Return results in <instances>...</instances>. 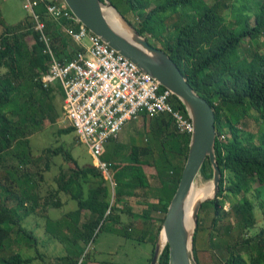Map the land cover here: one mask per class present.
Segmentation results:
<instances>
[{"label":"trees","instance_id":"obj_1","mask_svg":"<svg viewBox=\"0 0 264 264\" xmlns=\"http://www.w3.org/2000/svg\"><path fill=\"white\" fill-rule=\"evenodd\" d=\"M109 1L151 45L170 56L187 82L213 108L215 155L221 177L215 198L202 202L198 212L193 236L195 259L200 264L196 244L199 231L205 228L201 212L210 210L211 224L205 228L207 244H212L221 228L228 235L224 239L226 256L218 264H264V51L249 50L243 44L245 38L253 42L264 35V0H230L229 4L225 0ZM45 3L50 0L40 3L36 11L51 37L55 54L67 61L77 46L61 31L60 22L47 13ZM0 25V253L9 249L12 241L36 253L28 255L17 250L8 256L0 254V264H28L43 259L34 231L24 225L30 216L42 217L47 234L62 242L64 249L67 234L72 235L73 242L77 238L87 240L97 226L101 229L106 220L111 221L115 226L110 230L117 228L124 239L133 236L150 242L146 259L149 264L187 156L190 134L180 133L166 114H141L140 131L133 125L137 119L130 120V145H116L100 155L107 163L110 180L93 163L80 164L74 156L73 142L80 141L70 124L57 130L59 134L74 132L69 147L63 143L49 145L36 154L30 137L57 123L64 92L59 82L44 87L39 81L40 74L48 68L49 57L33 28L32 16L27 13L17 23L8 24L0 10ZM28 35L32 43L26 41ZM174 105L186 114L176 97ZM247 117L257 123L255 130L244 127ZM55 156H60L62 163L53 177L49 196L40 205L42 182ZM201 175L206 179L212 175L208 158L201 166ZM111 183L116 205L111 204L107 212ZM251 192L257 198L261 224H257L255 202L248 196ZM60 194L76 203L75 208L64 213L65 231L57 221L54 223L60 229H55L46 213L50 207L65 204ZM126 195L152 199L140 214V226L132 222L124 225L120 220L126 211L117 204ZM78 257L79 253H69L62 259L75 264ZM167 263L165 245L158 264Z\"/></svg>","mask_w":264,"mask_h":264},{"label":"built area","instance_id":"obj_2","mask_svg":"<svg viewBox=\"0 0 264 264\" xmlns=\"http://www.w3.org/2000/svg\"><path fill=\"white\" fill-rule=\"evenodd\" d=\"M43 1L23 0L22 5L32 16L33 28L49 57L48 68L39 81L44 87L59 82L64 92L62 114L105 178L110 180L107 163L100 159L104 144L141 114L169 115L180 133L192 132L191 119L174 105L175 95L170 89L78 22L64 0H50L45 3L47 13L60 22L61 31L77 46L72 58L60 60L36 11Z\"/></svg>","mask_w":264,"mask_h":264},{"label":"water","instance_id":"obj_3","mask_svg":"<svg viewBox=\"0 0 264 264\" xmlns=\"http://www.w3.org/2000/svg\"><path fill=\"white\" fill-rule=\"evenodd\" d=\"M64 2L78 22L98 35L110 47L135 62L160 85L170 89L191 119L193 130L189 137L187 156L175 192L167 205L149 264H158L165 245L168 247L167 264H198L193 253L198 212L202 202L215 198L221 177L215 155L216 129L213 108L187 82L170 56L163 49L151 45L146 36L140 34L109 0ZM108 9H112L114 19L108 17ZM206 158L212 168V192L194 202L188 218V197L194 188L196 177L201 175V166Z\"/></svg>","mask_w":264,"mask_h":264},{"label":"rangeland","instance_id":"obj_4","mask_svg":"<svg viewBox=\"0 0 264 264\" xmlns=\"http://www.w3.org/2000/svg\"><path fill=\"white\" fill-rule=\"evenodd\" d=\"M210 2L215 0H209ZM227 4L231 3L230 0H225ZM115 4L123 10L124 7L121 4L115 2ZM23 0H0V10L1 15L8 24H14L20 21L25 17L27 12L23 9ZM131 17V16H130ZM191 17V16H190ZM2 30V25H0V31ZM26 41L32 43V37L30 35L26 36ZM151 41V39H149ZM84 43H88L87 39H84ZM153 44H157L156 41H152ZM160 44V43H159ZM243 44L249 50L258 49L264 51V35H260L256 40L251 42L248 38L243 40ZM248 57L250 54L248 53ZM57 104L61 107V100L56 99ZM264 122V119H263ZM69 125L65 116L62 114L57 120V123L54 125L46 126L42 130L36 132L30 137V143L33 148V151L38 154L43 148L47 146H56L60 143L66 144L69 147L71 142L74 139V132L68 134H59L57 130L62 127ZM133 125L139 129H142L141 116L137 117V120ZM131 122H128L124 126V130L120 133V137L107 141L104 144V151L110 150L113 147L124 146L127 147L130 145L128 138L129 132L132 130ZM244 127L251 130L257 128V123L253 121L252 117H247L244 119ZM131 130V131H130ZM141 137V136H140ZM143 138V137H142ZM140 140V139H139ZM129 141V142H128ZM73 153L74 156L78 159L80 164L93 163V157L87 150V147L83 144L74 140L73 142ZM60 156H55L52 158L51 169L46 173L45 182H42L40 194L42 195L40 200V205L45 196H49V188L53 185V177L58 172V165L61 162ZM94 164V163H93ZM40 168L43 167V159L39 162ZM152 171V169H148ZM211 182V178H204L202 175H198L195 179L194 188H201L206 183ZM249 198L255 202L254 211L257 218V224H261V212L257 208L256 195L254 192L249 193ZM61 200L65 201L60 207H50L46 210L47 215H49L51 221L60 222V227L64 229V223L66 218L64 213L75 208L76 203L74 200L67 199L63 194H60ZM110 204L116 205L113 199V189L110 188L109 201ZM224 209L228 212V204H225ZM201 215L204 216V221L201 222V225L206 229L210 227L211 224V211L201 212ZM84 217L82 216V219ZM44 219L42 217L30 216L24 220V225L32 229L37 237L38 243L37 248L42 254L43 259L32 260L28 264H67L65 259H62V256L66 254H75L79 253V257L75 264H108L110 261H118L128 264H146V259L150 253V245L148 241L139 240L136 237H129L124 239V237L118 232L117 228L110 230V227L113 225L111 221L106 220L104 225L99 229V226L94 230L91 236L85 240L83 238H77L73 242L72 235L67 234L68 240L65 241V249L62 242L57 241L56 238L52 235L49 236L45 230ZM224 223L227 222L225 218ZM222 223V222H220ZM55 224V223H54ZM59 226H56L55 229H60ZM202 228L199 232L198 242L196 244L198 249V258L200 264H218L221 259H224L226 256V251L224 248V239L228 238V235L224 232V229L221 228L218 236H216L212 244H207V230ZM116 229V230H115ZM205 246V247H204ZM207 246V247H206ZM21 250L23 254L35 255L33 249L27 250L25 245L17 244L12 241L9 245V249L2 251L0 254L2 256H8L11 252ZM74 264V263H69Z\"/></svg>","mask_w":264,"mask_h":264},{"label":"crops","instance_id":"obj_5","mask_svg":"<svg viewBox=\"0 0 264 264\" xmlns=\"http://www.w3.org/2000/svg\"><path fill=\"white\" fill-rule=\"evenodd\" d=\"M72 43V42H71ZM72 46H75L72 43ZM70 46V49L72 48ZM123 129L117 134L114 139H118L120 137V133ZM152 202V199H147V201L142 196H124L121 201L117 204V207L123 208L126 212L121 215L122 224H127L128 222H132L135 226H140L142 224V220L140 218V214L147 207V203Z\"/></svg>","mask_w":264,"mask_h":264},{"label":"bare ground","instance_id":"obj_6","mask_svg":"<svg viewBox=\"0 0 264 264\" xmlns=\"http://www.w3.org/2000/svg\"><path fill=\"white\" fill-rule=\"evenodd\" d=\"M108 17L110 19H114V14L112 9L106 10ZM212 192V182L206 183L203 187L201 188H192L189 197H188V202L186 206V211H187V217L190 218L191 211L193 208V204L197 199H200L204 196L210 195ZM163 239V237H162Z\"/></svg>","mask_w":264,"mask_h":264}]
</instances>
